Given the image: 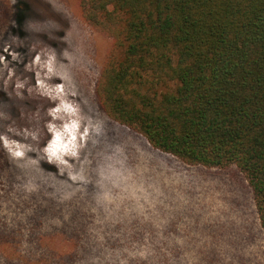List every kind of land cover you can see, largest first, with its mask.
<instances>
[{"label": "rangeland", "instance_id": "374dc122", "mask_svg": "<svg viewBox=\"0 0 264 264\" xmlns=\"http://www.w3.org/2000/svg\"><path fill=\"white\" fill-rule=\"evenodd\" d=\"M110 43L78 0H0V264H264L235 165L186 164L106 116Z\"/></svg>", "mask_w": 264, "mask_h": 264}, {"label": "trees", "instance_id": "16d2710c", "mask_svg": "<svg viewBox=\"0 0 264 264\" xmlns=\"http://www.w3.org/2000/svg\"><path fill=\"white\" fill-rule=\"evenodd\" d=\"M78 9L111 40L95 83L106 116L186 164L235 165L264 231V0H78Z\"/></svg>", "mask_w": 264, "mask_h": 264}, {"label": "clouds", "instance_id": "9594fccd", "mask_svg": "<svg viewBox=\"0 0 264 264\" xmlns=\"http://www.w3.org/2000/svg\"><path fill=\"white\" fill-rule=\"evenodd\" d=\"M49 71H51V67H49ZM49 150L52 151L53 149L50 148Z\"/></svg>", "mask_w": 264, "mask_h": 264}, {"label": "bare ground", "instance_id": "6f19581e", "mask_svg": "<svg viewBox=\"0 0 264 264\" xmlns=\"http://www.w3.org/2000/svg\"><path fill=\"white\" fill-rule=\"evenodd\" d=\"M58 117V116H57Z\"/></svg>", "mask_w": 264, "mask_h": 264}]
</instances>
